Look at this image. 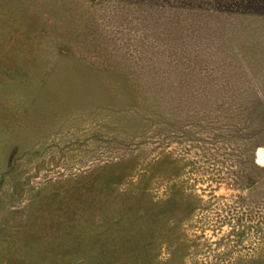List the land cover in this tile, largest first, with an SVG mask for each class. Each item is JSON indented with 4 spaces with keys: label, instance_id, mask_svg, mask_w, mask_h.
Segmentation results:
<instances>
[{
    "label": "rangeland",
    "instance_id": "374dc122",
    "mask_svg": "<svg viewBox=\"0 0 264 264\" xmlns=\"http://www.w3.org/2000/svg\"><path fill=\"white\" fill-rule=\"evenodd\" d=\"M0 264H264V15L0 0Z\"/></svg>",
    "mask_w": 264,
    "mask_h": 264
},
{
    "label": "trees",
    "instance_id": "16d2710c",
    "mask_svg": "<svg viewBox=\"0 0 264 264\" xmlns=\"http://www.w3.org/2000/svg\"><path fill=\"white\" fill-rule=\"evenodd\" d=\"M217 10L264 15V0H212Z\"/></svg>",
    "mask_w": 264,
    "mask_h": 264
},
{
    "label": "bare ground",
    "instance_id": "6f19581e",
    "mask_svg": "<svg viewBox=\"0 0 264 264\" xmlns=\"http://www.w3.org/2000/svg\"><path fill=\"white\" fill-rule=\"evenodd\" d=\"M258 155H259V160L261 161L263 158H262L261 154H258Z\"/></svg>",
    "mask_w": 264,
    "mask_h": 264
}]
</instances>
